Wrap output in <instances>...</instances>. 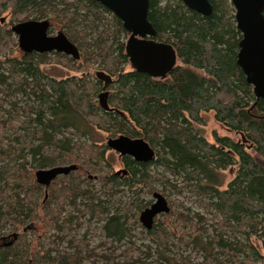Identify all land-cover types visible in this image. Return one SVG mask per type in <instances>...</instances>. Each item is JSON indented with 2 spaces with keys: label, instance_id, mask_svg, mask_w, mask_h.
Returning <instances> with one entry per match:
<instances>
[{
  "label": "trees",
  "instance_id": "16d2710c",
  "mask_svg": "<svg viewBox=\"0 0 264 264\" xmlns=\"http://www.w3.org/2000/svg\"><path fill=\"white\" fill-rule=\"evenodd\" d=\"M208 2L212 13L203 17L180 0H149L153 40L176 57L163 79H153L128 68V35L97 2L0 0V57L13 44L11 27L28 19L48 20L51 32L57 26L79 52L76 59L52 53L0 61V264H264V99L256 101L236 65L241 35L229 0ZM44 64L81 77H48ZM96 70L112 77L109 105L125 119L97 107ZM17 96L27 103L18 106ZM208 113L240 140L216 133L206 140ZM7 127L34 143L14 165L2 146ZM97 131L141 138L155 158L143 164L121 157L124 175L105 172L109 150L93 137ZM27 156L39 170L73 164L78 171L54 180L45 196L24 166ZM153 165L178 178L180 190L194 191L203 214L173 216L170 207L162 215L170 226L141 229ZM227 168L234 178L221 189L219 173ZM81 172L85 179L72 178ZM99 222L104 243L93 246L89 228ZM33 224L43 232L38 249L27 240L37 234Z\"/></svg>",
  "mask_w": 264,
  "mask_h": 264
},
{
  "label": "water",
  "instance_id": "95a60500",
  "mask_svg": "<svg viewBox=\"0 0 264 264\" xmlns=\"http://www.w3.org/2000/svg\"><path fill=\"white\" fill-rule=\"evenodd\" d=\"M111 12L128 33L125 43V54L130 68L150 77L164 78L174 66L176 57L169 46L152 40L155 30L148 21L149 0H93ZM189 10L208 17L212 7L208 0H180ZM234 9V21L241 35L236 55V65L243 73L247 84L252 88L254 98L264 99V0H229ZM48 20H28L20 22L12 28L17 36L19 49L24 54L61 53L76 59L77 48L63 33L56 36L48 35ZM96 81L102 83V92L97 96V107L106 113H115L123 118V112L109 106L107 91L113 79L103 71L93 73ZM244 143V140H242ZM107 149L119 157H130L137 163H149L155 158V151L141 138H129L120 135L106 140ZM76 165L56 166L37 170L34 174L35 183L48 187L60 176L75 172ZM125 174L124 170L115 174ZM153 202L140 212L138 222L146 231L152 229L157 217L170 211L169 204L160 193L152 194Z\"/></svg>",
  "mask_w": 264,
  "mask_h": 264
},
{
  "label": "rangeland",
  "instance_id": "374dc122",
  "mask_svg": "<svg viewBox=\"0 0 264 264\" xmlns=\"http://www.w3.org/2000/svg\"><path fill=\"white\" fill-rule=\"evenodd\" d=\"M230 3V1H229ZM231 6V15H234V9ZM54 31L53 33L50 35H55L59 28L57 26H54ZM58 29V30H57ZM13 40V44L11 46V49L9 50V52L4 56V57H14V58H19L20 56H22L21 51L18 49L17 46V39L15 36L12 37ZM87 48V47H86ZM51 55L49 54V57ZM4 57H0V61L4 62L6 60V58ZM128 68H130L128 66ZM42 71L45 73V75H47L48 77H52L55 79H65L68 77H81V73H74L60 65H55V64H44L42 65ZM93 73V72H91ZM95 80V79H93ZM111 90V89H110ZM1 91V90H0ZM112 91V90H111ZM0 97H2V94L0 93ZM13 102H15L18 106H23L25 105V103H27L26 100H24L23 97L21 96H17L15 99H13ZM7 110L11 109L10 107L5 106ZM202 117L204 119V125L201 128V134L204 136V138L210 142H212V135L213 133H216L219 136H224V137H229L230 139L234 140V141H238L240 140V137L238 135H235L233 133L228 132L226 129H224L223 127H221L217 122L214 121L213 116L211 113L208 114H202ZM13 124H16L15 122H13ZM21 132L19 130H16L15 128H11V127H7L4 130H2L1 135L3 136L2 138V146H4L3 148L8 150V154L10 156V159H15L18 158V156L21 154V151L24 147L28 146V145H34V143L29 140L28 138H19L18 134H20ZM93 137L95 138L96 141L99 142V144H103L105 145L106 143V139L109 138V135L104 133V132H94L93 133ZM86 140H83V142ZM26 153V152H25ZM26 155V154H25ZM107 157L110 161V165L111 168H104L103 171L105 172H117L119 170H121L122 164L120 162L119 156L109 150L107 153ZM20 160V159H18ZM21 161V160H20ZM6 162H9L8 160H6ZM14 163H16V160H12V164L14 165ZM64 165H69V164H64ZM63 164H56L55 166H64ZM24 166L26 167L28 173L31 175V177L33 178V181L35 182V177L34 174L37 170L35 165L32 164V161L30 159L29 156H27L26 160H25V164ZM234 172L235 170H232L230 168H227L225 171H222L219 173V178H220V188L221 189H225L227 184L234 178ZM151 173L153 175V180L150 182V186L149 189L151 190V192H147L145 194H143V198L145 201H151V203L153 202V198H152V194L157 192L160 193L162 196L165 197V199L167 200L168 204L170 202L175 203L176 206H172L169 205V207L172 208V210L174 211V215L173 216H177L180 213H186L189 214L190 216H192V212H197L199 214H203L202 210H200L197 206L194 205V200L196 198V193L194 191H191L190 189H183L180 190L181 187V181L178 178H174L172 176H170L168 173H166L163 168L161 167H156L155 165L151 166ZM93 175V174H91ZM73 179L79 177L80 179H85L86 177V173L85 172H81L79 175L74 174L71 175ZM91 182L90 185H92L91 187H95L96 189L99 188V184L97 181H89ZM123 196V194H120V198ZM125 199H126V194H125ZM149 207V206H148ZM189 209V213H187V210ZM207 217V216H204ZM157 223H162L165 226H170V219L166 218L165 216H159L156 218ZM139 224V222H138ZM32 228H34L37 232L36 235L32 236L30 233L27 234V240H29L31 242L32 248L33 249H38L39 245H42L41 243L43 242V239H39L40 234L43 233L41 228H39V226L37 225H31ZM100 226L101 223H91L90 226V238L92 239V245L93 246H99L101 245V243H104V240L102 238V234L100 232ZM139 226H141L139 224ZM141 229L142 226H141ZM144 230V229H143ZM83 232V229L81 230ZM7 235V234H5ZM137 244H139L137 242ZM107 243L105 242V244H103V247H106ZM137 255H134V257H136ZM86 264H91V263H86ZM97 264V263H96ZM257 264H261V263H257Z\"/></svg>",
  "mask_w": 264,
  "mask_h": 264
},
{
  "label": "flooded vegetation",
  "instance_id": "af4514ba",
  "mask_svg": "<svg viewBox=\"0 0 264 264\" xmlns=\"http://www.w3.org/2000/svg\"><path fill=\"white\" fill-rule=\"evenodd\" d=\"M111 13V12H110ZM28 20H33V19H28ZM28 20H23V21H20V22H24V21H28ZM43 20H46V19H43ZM35 21H42V20H35ZM20 22H18V23H20ZM49 22V21H48ZM17 23V24H18ZM17 24H15V25H17ZM15 25H13L12 27H11V32H12V34H13V36H15L16 37V39H17V36L15 35V33L12 31V28L15 26ZM51 28H52V24H51V22H49V29H48V35L49 36H56L58 33H63L62 31H60V30H58V32L55 34V35H50V33L52 34L53 33V31L51 32ZM127 33V32H126ZM155 34H156V32H155ZM127 35H128V33H127ZM155 37V36H154ZM153 37V38H154ZM67 38V37H66ZM127 38H128V36H127ZM127 38H126V40H127ZM153 38H152V40H153ZM126 40H125V43H126ZM154 41V40H153ZM71 42V41H70ZM156 42V41H155ZM72 43V42H71ZM73 44V43H72ZM74 45V44H73ZM17 46H18V43H17ZM75 46V45H74ZM76 47V46H75ZM77 48V47H76ZM18 49H19V47H18ZM20 50V49H19ZM21 51V50H20ZM21 53L23 54V55H29V54H24L22 51H21ZM52 53H55V52H51V53H46V54H52ZM31 54H36V53H31ZM57 54H60V55H63V56H65V57H68V58H71V59H74V58H72V57H69V56H66V55H64V54H61V53H57ZM39 55V54H38ZM40 55H43V54H40ZM79 56V55H78ZM96 71H98V70H96ZM95 71H93V73H94ZM93 73H92V75H93ZM93 77H94V75H93ZM153 79H163V78H159V77H152ZM95 79V78H94ZM96 80V79H95ZM98 82V81H97ZM112 85H113V82H112V84L111 85H109L108 86V88H107V91H109L110 92V95H111V93H112ZM111 89V90H110ZM102 92V83H101V86H100V90H99V92L97 93V96H98V94H100ZM110 95H109V97H110ZM108 102H109V99H108ZM96 104H97V97H96ZM110 106V105H109ZM100 110V109H99ZM101 111V110H100ZM121 117V116H120ZM123 118V117H122ZM123 119H125V118H123ZM121 135H123V134H121ZM120 136V135H119ZM118 137V136H117ZM108 139V138H107ZM106 139V140H107ZM134 139V138H133ZM105 146H106V143H105ZM107 148V147H106ZM109 150V149H108ZM121 157H119V159H120ZM69 165H71V164H69ZM64 166H66V165H64ZM54 167H56V166H54ZM78 170L76 169V171L75 172H77ZM73 173V172H72ZM71 174V173H70ZM69 174V175H70ZM69 175H66V176H60V177H58V178H56L55 180H57V179H60V178H62V177H67V176H69ZM119 175H121V173L119 174ZM124 175V174H123ZM90 180H91V178L92 177H88ZM53 182H51V184H52ZM51 184L48 186V187H43V186H40V187H42V188H44V194H45V196H46V191L48 190V188L51 186Z\"/></svg>",
  "mask_w": 264,
  "mask_h": 264
}]
</instances>
